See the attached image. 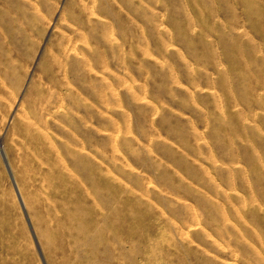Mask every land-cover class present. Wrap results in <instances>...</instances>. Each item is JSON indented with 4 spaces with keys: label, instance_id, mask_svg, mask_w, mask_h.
<instances>
[{
    "label": "rangeland",
    "instance_id": "1",
    "mask_svg": "<svg viewBox=\"0 0 264 264\" xmlns=\"http://www.w3.org/2000/svg\"><path fill=\"white\" fill-rule=\"evenodd\" d=\"M0 264H264V0H0Z\"/></svg>",
    "mask_w": 264,
    "mask_h": 264
}]
</instances>
